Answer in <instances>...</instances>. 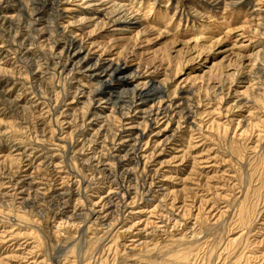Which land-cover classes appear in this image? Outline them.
Returning <instances> with one entry per match:
<instances>
[{
  "label": "rangeland",
  "instance_id": "374dc122",
  "mask_svg": "<svg viewBox=\"0 0 264 264\" xmlns=\"http://www.w3.org/2000/svg\"><path fill=\"white\" fill-rule=\"evenodd\" d=\"M21 1L48 11L43 19L53 33L44 47L24 17L12 23L19 43L0 33V264H84L81 242L75 255L64 253L66 229L73 232L69 245L100 235L101 255L90 264H264V86L256 80L264 63V0H252L255 22L239 8L225 7L226 16L219 14V24L202 35L190 30L192 24L179 28L177 16L162 8L179 1L183 16L193 17L201 11L199 0H159L150 13L145 0H133V14L123 22L129 28L120 33H112L122 28L104 13L82 22L83 0L59 5L61 28L54 27L44 0ZM106 1L96 7L108 11ZM8 3L3 15L18 16L21 9ZM212 13L198 19L213 23ZM73 32L83 35L94 58H120L141 65L142 73L164 74L158 79L177 100H183L177 90L191 91L171 117L146 129L127 201L118 199L124 184L112 136L142 120H127L124 127L115 114L104 122L110 132L95 136L106 117L88 123L86 107L72 100L85 83L53 65L54 43L63 44ZM128 97L118 95L115 103ZM111 106L101 105L105 116ZM135 183L149 192L134 193ZM108 196L114 207H105ZM244 203L246 223L239 211ZM95 205L102 218L113 210L103 226L88 215ZM118 253L127 257L122 261Z\"/></svg>",
  "mask_w": 264,
  "mask_h": 264
},
{
  "label": "bare ground",
  "instance_id": "6f19581e",
  "mask_svg": "<svg viewBox=\"0 0 264 264\" xmlns=\"http://www.w3.org/2000/svg\"><path fill=\"white\" fill-rule=\"evenodd\" d=\"M9 1L10 0H0V33L3 34V32H4V34H9L8 36L12 37L10 39H12L13 42L14 41L17 42L18 41L17 35L19 34V30H18L19 28L15 30L12 23H14L15 20L20 21L21 17H24V18L28 19V21H30V23H29L30 28H32V29L36 28L35 30H37L42 35V38L44 40L42 45L45 47L46 46L45 43L48 44L49 38L51 39V37H52L51 33H53V30L51 28H49V26L52 27L51 25H49L48 29H47V24L49 21L47 22L46 20L43 19L44 13H48V11H45L43 9L40 10V9L30 8L29 5H26V3H22L23 1H21V0H11L13 3H15L14 6H16V7L18 6V8L21 9V12L19 11L18 16H17V14L16 15H10V16L3 15V12L9 9V5H8ZM44 1H45L44 2V5H45L44 9L49 8L50 18H51V20H55L56 25L54 27L55 28H61L59 21L62 18V15L59 12V10H60L59 5L61 3H63V0H44ZM83 1L85 2L84 5H86L85 6L86 8H82V10H81V14L85 15L81 18L82 22L86 21L87 16L93 17V20H94V19H98L99 15H103V13H104V15H105V16H103L104 19L107 16L108 19L107 18L106 19L109 22H112L113 25H115V27L122 28V29H116L112 33H114V32L120 33V32H122V30L129 28V25L124 24L123 22H124V20L128 19L127 14L132 13V12H130V9L132 8L131 6H133V3H134V2H132L133 0H129V1H131L130 3H127L128 0L127 1L126 0H107L106 2H109V3H107V5L111 3V6L108 9V11L107 10L103 11L100 8L96 7L98 5H103V3L100 2V0H83ZM158 1L159 0H145V1H143L145 3L147 2L146 3V5L148 6L147 12L150 13L152 11V8H154L153 5L159 3ZM254 2L256 3L257 1H252V3H251V2H248L246 0H202V2H201V0H199L198 7L201 8V11L200 10H199V12L197 11L198 13L193 15V17L190 15L189 16L188 15L183 16V14L181 12L182 4L180 6L179 1L174 2L172 8L168 7L167 5H166V7H162V8H163L164 14H166V15L169 13V11L173 12V14H170L171 18L177 16V20H178L177 23H178L179 28L181 27L182 24H184L186 26V28L188 29L189 25L192 24L190 30L193 31V33H194V31H197V32L201 33V35H202V33H205L207 30L210 29L212 24H219L218 21L220 18H222V17H220V15H223V17L226 16L228 10L226 11L225 9H223L224 12L222 13V8H225V7L226 8H229V7L239 8L240 12H242L243 14H248L250 16V18L253 20V22H255L254 20H256V18L259 17V15L256 14L255 11H251L252 8H250V5L251 6L253 5V7L256 6L254 4ZM27 4H28V2H27ZM93 6H95V7H93ZM231 10H232V8H231ZM204 11L207 13L213 12L212 13L213 16L209 17V19L217 18V20L215 19V21L213 20L214 21L213 23L211 22L208 24L207 23L208 18L203 17L204 21H201L202 19L200 17L198 19L199 13L204 12ZM232 11L230 12V14L232 13ZM62 14H63V12H62ZM126 15H127V17H124ZM186 16H188V17H186ZM146 19L144 18V22L142 24L148 26V23H146V21H145ZM173 19H175V18H173ZM14 25H16V24H14ZM121 25H123V26H121ZM194 29H196V30H194ZM71 34L72 35L69 34V36L63 42V44L56 45L57 43H54V45L52 47V53L55 52V54H56L55 57L58 61L54 62L53 65H55L56 68L58 67L61 75L67 74L69 76V75H72L73 73H76V75L78 76L77 80L79 81V83L81 82V83H85V84L89 85V87H85V88H84L85 84L81 85V87H83V88L76 90L72 100H73V102L76 103L75 105L83 104L82 107H84V108L86 107L85 110H87V111H86V113H84V116H85V120L89 121L88 123L92 124L93 122H97V120L100 117L101 118L106 117L105 118L106 120L104 119L101 122V125L97 129L95 128L96 129L95 130V136H97L101 132H105L106 134L110 132V129L108 128L107 124L105 125L104 122L108 123V121L115 114L118 115V118L120 119V122L123 125L127 120H134L136 117H140V119L142 120L140 123H135V122L131 121V125H130V127L127 128L126 131L125 130L120 131V134L115 133L112 136V139H113L112 143H114V146H113V154L114 155L112 156V158H114L116 161V167H117V169H119V172H118L119 176L123 180L122 183L124 184L123 186L119 187V191H120L119 196L120 197H118V199L120 198L122 201H127L129 198V195L132 193V187L129 184V182L133 183V181H134V172L133 171L135 169L133 170L132 168L139 166V163L141 160L139 157V154H140L139 151H140V147H141L143 140H145L146 129L149 127L151 129L152 127L157 125V123L160 121V119H168L169 117H171V116H169V114L172 111H176L179 108V106H181L182 101L187 98V96H188L187 94H190L191 91L190 90L185 91L184 89L177 90L176 92L177 93L179 92L178 95L180 97H182V99H183V100H177L176 99L177 94L175 96H172V94L170 95L167 84L158 79L159 77H161L164 74H160V73L158 74L156 69L153 71H146V72L143 71L144 73H142V71L140 70V68L142 67L141 65H138V64H131L130 65L126 61L125 62L122 61L120 58L104 59L101 56H97L94 58L93 54L91 53V50H88L86 48L87 46L84 43L85 40L82 37L83 35L80 33L77 34L74 32ZM8 36L6 35L5 37H8ZM26 41L27 40H25V42ZM18 43H19V41H18ZM4 53L7 54V52L1 51L2 55ZM263 55H264V48H263ZM263 60H264V57H263L262 61ZM133 65H135V67ZM36 66H37V63H36ZM40 67H39V65L36 67L37 68V75L38 74L40 75V72H41V70H39ZM256 70H257L256 71L257 83L260 86H264V63H261L260 67H258ZM75 82H76V80H75ZM124 94L129 95L128 100L115 103L118 100L115 97L116 96L118 97V95L120 96V95H124ZM79 96H82L83 99L82 100L79 99ZM102 104L112 105L110 113L107 116H105V113H107V112H105L104 109L100 108ZM183 110H185V109H183ZM183 113H185V112H183ZM188 113H190V111ZM172 115H174V114H172ZM177 115L179 116V114H177ZM181 115H182V113H181ZM190 118H191L190 114H187L185 121H189ZM124 127H125V125H124ZM128 129H133L134 131H128ZM88 164H90V163H88ZM126 164H127V166H126ZM111 172L112 171H110V170H106V172L104 174L106 177H109V176H112L113 172L112 173ZM79 184L84 186L83 185L84 180L81 182L79 181ZM125 184H127V187L125 186ZM85 185L88 187L89 186L88 182ZM134 185H135L134 193L135 192L136 193L141 192V194L144 195V194H146V192H149V191H146L147 188L145 186L141 188L139 186V184H137V183H135ZM115 195L117 196V194H115ZM105 200H106L105 207L113 206L111 196L106 197ZM248 201L249 200L247 199L246 203ZM246 203H244L245 205H243V207L241 206L242 208L239 210V211H241V221L243 223H246L248 221L247 216H249ZM121 204H122V202H121ZM93 207H92L93 209H90L88 215L90 217H93L94 219L96 218L94 221L95 226L99 227L101 224H102V226L105 225L103 223L107 222V218H108L107 216H109L108 214L110 212L113 213L112 208H110L108 210L109 213H106L105 218H102L101 215L100 216L98 215V214H100V211L98 212L96 210V205ZM69 220L70 219H68V221ZM111 221H113V220H111ZM116 222H114L115 224H113L112 226L110 225V228L112 227L115 229ZM74 225H75V223H74ZM100 228H102V227H100ZM66 231H67L66 234L63 233L64 235H62L64 242H66V243H63V244H65V247L64 248L61 247L62 249H64V253L69 254V255H71V254L75 255V253H77V251H78V248L80 247L79 243L81 242L82 247H81L80 252L83 255L82 259H83L84 264L86 262H87V264H90V261H89L90 259L95 258V256L101 255L100 247L98 245L99 243H98V240L96 238L98 236L97 234H96L97 236H94L95 238H89L86 235L85 237L80 238L79 241L77 242V244L73 243V244L69 245L70 240L72 239V235H73L72 233L73 232H71L67 229H66ZM100 231H101V229H100ZM38 237L40 240L39 243H41V245H43V243L45 241V240L43 241V236L38 235ZM126 237H127V234H125V236H124V234H122L123 240L126 239ZM154 249H155V246H154ZM120 252H121V250H120ZM120 254L121 253H118V258L121 260L127 257V256L124 257L125 254H121V255ZM184 259H186V258H184ZM101 261H102V259H101ZM186 261H187V259H186ZM101 264H106V263L102 262ZM119 264H121V262Z\"/></svg>",
  "mask_w": 264,
  "mask_h": 264
}]
</instances>
